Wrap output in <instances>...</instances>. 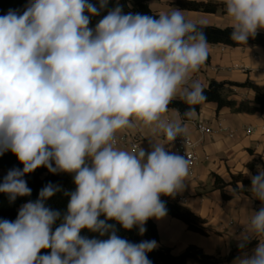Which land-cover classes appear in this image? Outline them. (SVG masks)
Instances as JSON below:
<instances>
[{
	"label": "clouds",
	"instance_id": "1",
	"mask_svg": "<svg viewBox=\"0 0 264 264\" xmlns=\"http://www.w3.org/2000/svg\"><path fill=\"white\" fill-rule=\"evenodd\" d=\"M221 2L237 45L264 29V0ZM100 9L88 0H30L22 14L0 16V155L10 150L23 164L0 192L12 201L30 195L23 177L41 166L74 174L76 185L55 231L61 214L45 201L60 189L51 183L15 221L0 220V264H151L156 241L131 243L108 221L143 235L150 218L167 214L161 195L184 188L185 156L153 139L151 151L123 150L116 134L146 127L167 143L181 137L182 121L166 114L179 98L191 118L206 99L198 81L189 83L207 59L206 36L179 9L156 19L117 6L93 29ZM251 180L252 197L264 204V169ZM252 213L245 239L260 243L236 264H264V207ZM82 229L108 238L89 239Z\"/></svg>",
	"mask_w": 264,
	"mask_h": 264
},
{
	"label": "crops",
	"instance_id": "2",
	"mask_svg": "<svg viewBox=\"0 0 264 264\" xmlns=\"http://www.w3.org/2000/svg\"><path fill=\"white\" fill-rule=\"evenodd\" d=\"M197 2H212L222 4V10L216 13L180 10L191 22L214 25L225 28L231 25V18L226 13V7L221 0H192ZM175 0H149L152 10L157 13H169L178 9ZM264 33V29L258 30ZM208 61L194 73L189 83L198 81L203 88L211 80L218 82L250 83L264 87V48L258 45H243L229 47L222 44H208ZM254 92L249 88H233L230 97L237 100L252 99ZM166 118L180 119L194 141L198 142L196 151L199 161L194 167L192 176H187L184 188L174 194L179 204L188 208L195 216L204 221L203 227L207 234L203 235L186 228V225L173 217L165 215L160 219L151 218L158 231L157 247L169 248L173 255L181 254L187 246H195L205 255L217 260L218 264H236L239 258L252 256L260 239L250 236L245 239L246 226L249 224L252 212L264 207L261 201L251 195L236 194L230 185L223 192L229 196L222 198L221 191L213 187L212 174L217 175L224 183L231 181V175L242 174L251 180L258 174V166L264 169V112L254 114L232 113L228 108L219 111L211 102L201 104L200 110L191 118L182 119L180 114L169 109ZM203 122L213 130L211 134H200L194 123ZM228 128L234 133L228 137L220 130ZM252 127L249 134L244 128ZM116 135H127L138 142V147L146 152L156 142L165 144L166 150L175 151L173 143H167L162 135H155L150 128L123 130ZM116 147L132 151L127 144ZM207 157V158H206ZM252 181V180H251ZM240 185V184H238ZM258 242L244 249H235L248 244L254 239ZM233 256L229 258L230 254ZM186 264H199L189 260Z\"/></svg>",
	"mask_w": 264,
	"mask_h": 264
},
{
	"label": "trees",
	"instance_id": "3",
	"mask_svg": "<svg viewBox=\"0 0 264 264\" xmlns=\"http://www.w3.org/2000/svg\"><path fill=\"white\" fill-rule=\"evenodd\" d=\"M30 0H0V16L5 15L9 10H15L19 14L29 5ZM89 3L95 5L100 9L99 0H88ZM175 6L180 10L187 11H200L204 13H216L222 10V4H216L212 2H197L192 0H175ZM120 6L124 14H141L152 16L156 19L159 18V13L151 9L149 0H108L106 8L100 9L98 16L90 17L89 27L95 28L96 24L107 15L108 11ZM194 23V22H193ZM198 30L202 31L206 36L208 44H222L229 47H237L243 45H258L264 48V33L257 31L255 37H249L246 44L237 45L231 40V34L233 29L228 26L220 28L214 25L199 24ZM206 61H208V56ZM233 88H249L254 94L252 99L237 100L230 97L233 92ZM204 96L206 99L202 102H211L215 105V110L219 111L223 108H228L232 113H247L254 114L257 112H264V87L254 85L249 81L243 83L236 82H218L211 80L207 87L203 88ZM195 105V112L200 110L201 104ZM189 108L179 98L174 100L169 109L176 110L182 119L186 120L184 116L185 111ZM53 167L55 164L53 162ZM0 169L4 172L0 175V184L3 183L4 177L12 169H23V164L20 163L17 157L9 150L0 155ZM214 179L213 187L219 189L223 199L229 198L223 192L225 186L230 185L236 194L251 195L252 181L246 179L242 174L231 175V181L226 184L217 175L212 174ZM23 179L27 182V186L31 189V194L28 196H17L14 201L10 200L8 194L0 192V220L15 221L18 216L19 208L25 203L31 201L35 202L39 198V192L42 188L48 184H52L59 187V191L55 195L45 201V206L51 210L59 211L61 219L53 225V231L62 222L63 216L67 213V205L70 200V195L65 193H71L75 191L76 185L74 183V174L66 172L52 173L48 168L41 166L31 173L26 174ZM240 184V185H238ZM160 199L165 203L167 209V216L176 218L182 221L186 228L190 231H194L203 235H206V229L203 227L204 221L195 216L188 208L179 204L178 199L172 196L161 195ZM100 219H104L101 216ZM109 224L115 225L117 235L121 238L128 240L131 243H140L142 241L158 240V231L154 221L150 218L144 225L146 231L143 235L140 234L139 227H133L131 230H125L120 224L114 220L108 221ZM81 236L89 239H107L108 234L100 236L97 232H91L87 229H82ZM258 242V239H254L246 245H243L233 252L244 249L248 246L254 245ZM230 254L229 258L233 256ZM50 249H42L40 254H49ZM148 259L151 264H186L189 260H194L199 264H218L217 260L211 256L205 255L201 249L195 246H187L185 250L179 255H173L169 248L154 249L147 253Z\"/></svg>",
	"mask_w": 264,
	"mask_h": 264
},
{
	"label": "built area",
	"instance_id": "4",
	"mask_svg": "<svg viewBox=\"0 0 264 264\" xmlns=\"http://www.w3.org/2000/svg\"><path fill=\"white\" fill-rule=\"evenodd\" d=\"M194 127L200 134H211L213 132L212 128L203 122L194 123ZM220 130L224 132L228 137L234 136V133L230 131L228 128L221 127ZM251 131H252V127L244 128L245 134H249ZM172 143L175 146L176 153L185 156V158L190 162L188 176H192L194 167L199 161V155L196 151L198 142L194 141L188 133L184 132L181 135V137H177L176 140ZM118 144H127L129 145L132 151L139 150L138 142L135 139L128 137L127 135H121V136L116 135L115 146H117Z\"/></svg>",
	"mask_w": 264,
	"mask_h": 264
},
{
	"label": "rangeland",
	"instance_id": "5",
	"mask_svg": "<svg viewBox=\"0 0 264 264\" xmlns=\"http://www.w3.org/2000/svg\"><path fill=\"white\" fill-rule=\"evenodd\" d=\"M3 172H4V171L0 169V175H1ZM21 207H22V206H21ZM21 207H20V208H21ZM20 208H19V210H20Z\"/></svg>",
	"mask_w": 264,
	"mask_h": 264
}]
</instances>
